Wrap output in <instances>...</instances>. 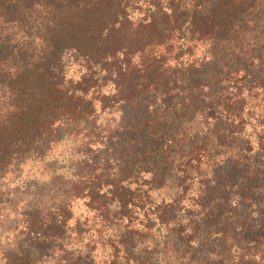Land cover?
Wrapping results in <instances>:
<instances>
[{
  "label": "trees",
  "instance_id": "obj_1",
  "mask_svg": "<svg viewBox=\"0 0 264 264\" xmlns=\"http://www.w3.org/2000/svg\"><path fill=\"white\" fill-rule=\"evenodd\" d=\"M0 264H264V0H0Z\"/></svg>",
  "mask_w": 264,
  "mask_h": 264
},
{
  "label": "rangeland",
  "instance_id": "obj_2",
  "mask_svg": "<svg viewBox=\"0 0 264 264\" xmlns=\"http://www.w3.org/2000/svg\"><path fill=\"white\" fill-rule=\"evenodd\" d=\"M68 146H60L59 148L56 149V154H66ZM32 164H29L28 166L30 167ZM29 167L27 168V166L25 168H27V170H29Z\"/></svg>",
  "mask_w": 264,
  "mask_h": 264
}]
</instances>
